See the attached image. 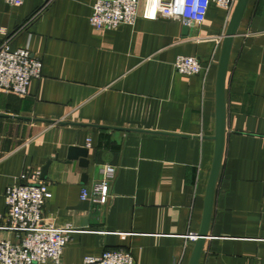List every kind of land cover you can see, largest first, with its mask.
<instances>
[{"label": "crops", "instance_id": "0c3cea01", "mask_svg": "<svg viewBox=\"0 0 264 264\" xmlns=\"http://www.w3.org/2000/svg\"><path fill=\"white\" fill-rule=\"evenodd\" d=\"M94 1L0 0V43L29 45L43 63L26 97L0 92V240L14 238L3 229L5 191L27 175L52 194L46 220L77 230L62 264L107 250L128 251L136 264H189L214 161L218 63L233 12L213 3L184 34L181 22L144 19L141 0L133 26L98 31L89 23ZM179 56L198 58L205 70L178 74ZM226 106L199 264H264V0H249L235 37ZM71 147L89 150L88 169L68 162ZM106 165L117 169L109 203L82 201L81 189L102 180Z\"/></svg>", "mask_w": 264, "mask_h": 264}, {"label": "built area", "instance_id": "2783aa9c", "mask_svg": "<svg viewBox=\"0 0 264 264\" xmlns=\"http://www.w3.org/2000/svg\"><path fill=\"white\" fill-rule=\"evenodd\" d=\"M56 0H46V5ZM18 6L22 0H5ZM238 0H144L143 18L157 20L160 17L181 22L184 25L202 24L213 3L231 14ZM141 0H95L90 25L98 30H113L123 25L133 26L139 16ZM175 70L183 76L202 73L205 67L194 56H179ZM43 75L42 61L33 55L29 45L12 47L9 37L0 43V92L19 97L28 95L33 80ZM92 140H87L90 147ZM102 180L92 188L83 187L80 199L95 205H107L111 185L117 174L114 166L106 165ZM33 178L22 175L19 181L7 187V225L4 230L14 235L13 239L0 240V264H62L66 246L77 230L72 225L58 226L49 223L44 215V206L52 197L46 184L33 183ZM197 241V235L190 236ZM83 264H136L132 254L124 250H107L99 257H86ZM178 264V263H174Z\"/></svg>", "mask_w": 264, "mask_h": 264}, {"label": "water", "instance_id": "95a60500", "mask_svg": "<svg viewBox=\"0 0 264 264\" xmlns=\"http://www.w3.org/2000/svg\"><path fill=\"white\" fill-rule=\"evenodd\" d=\"M249 0H238L229 22L226 34L223 39L220 60L218 63L217 82H216V132L212 140L215 141V155L212 170L207 187L205 208L201 230L197 235V241L189 261V264H199L201 256L204 253L206 240L209 236L211 218L213 214L214 198L218 183L219 174L225 151V142L227 134V106H226V79L230 63L231 52L235 37L241 25L244 13L247 9ZM188 25L184 26V34L189 31ZM89 150L87 148L71 147L68 154V162H76L82 169H88L90 161L88 160ZM51 164L49 161L42 169L41 177L46 178L47 170ZM88 175L83 174V182H87Z\"/></svg>", "mask_w": 264, "mask_h": 264}]
</instances>
